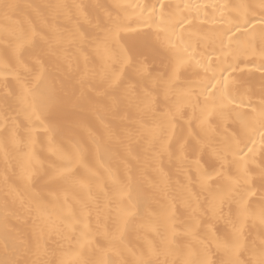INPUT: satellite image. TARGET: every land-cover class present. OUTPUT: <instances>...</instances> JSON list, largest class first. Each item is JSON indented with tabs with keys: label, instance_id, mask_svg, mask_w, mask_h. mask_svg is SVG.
Masks as SVG:
<instances>
[{
	"label": "bare ground",
	"instance_id": "6f19581e",
	"mask_svg": "<svg viewBox=\"0 0 264 264\" xmlns=\"http://www.w3.org/2000/svg\"><path fill=\"white\" fill-rule=\"evenodd\" d=\"M260 3L0 0V264H220L217 241L241 223L251 258L264 233ZM225 149L229 162L247 153L244 217L238 194L213 203Z\"/></svg>",
	"mask_w": 264,
	"mask_h": 264
},
{
	"label": "snow or ice",
	"instance_id": "6c2138e0",
	"mask_svg": "<svg viewBox=\"0 0 264 264\" xmlns=\"http://www.w3.org/2000/svg\"><path fill=\"white\" fill-rule=\"evenodd\" d=\"M11 5H5V8H9ZM258 7L261 10H264V0H261V3L258 5ZM249 23V21L245 20L243 23L237 22L233 24V28H235L237 31H240L242 27H245ZM232 29L229 28L228 31L230 32ZM112 37L109 35V37L106 38L104 42V48L105 51L108 50L107 48V41L110 40ZM159 34L157 35V39H159ZM97 50L99 51V45ZM260 55L264 56V48H261ZM180 62L182 63V58L180 59ZM212 79H215V77H212ZM209 88H215V85H212L209 81ZM217 93L225 94L226 95V89L224 87L217 89L216 92H212V97H217ZM220 111H223V105L220 107ZM254 119H258L262 126H264V108L261 109V111L256 114V116L253 117ZM264 138V137H262ZM227 151L228 149H225L223 151H216V158L221 162L220 169L217 170L215 167H213V173L218 177V182L222 184V188L218 191L216 196L214 197V206H219L222 210V205L226 201H230L233 199L234 194L239 195V214L241 217H244L248 214V209L246 207L247 205V196L252 195L250 188H242L241 189V181L244 183H247V176H248V169H247V160H245L244 156H247V153L244 154V156H241L239 159L235 158L232 161H227ZM243 151V150H241ZM248 152H253L252 148L248 149ZM228 163L231 166H235L236 168V177L235 179L232 178L230 175V171L224 170V164ZM213 173H206V175L211 178ZM262 174H264V170H262ZM238 189H240L238 191ZM125 189L122 188L121 191H124ZM259 220L262 225H264V209L261 210L259 213ZM243 225L242 223L240 226H234V236L229 241H217V246L224 251V259L221 260L220 264H264V233H262L261 242L257 247L252 248V256L247 261H241L240 260V254L242 252V249L245 248V243L243 240ZM203 244V242H201ZM84 264H115V261L112 259H104L100 258L96 260L95 262H84ZM138 264H152L151 260H140L138 261ZM181 264H213L212 261H210L207 258V255L203 256H194L191 252H189L188 256L184 258L181 261Z\"/></svg>",
	"mask_w": 264,
	"mask_h": 264
}]
</instances>
